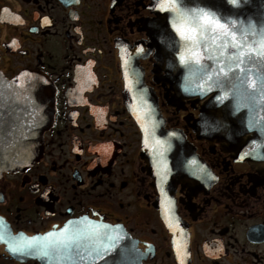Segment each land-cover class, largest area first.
<instances>
[{
	"label": "flooded vegetation",
	"instance_id": "obj_1",
	"mask_svg": "<svg viewBox=\"0 0 264 264\" xmlns=\"http://www.w3.org/2000/svg\"><path fill=\"white\" fill-rule=\"evenodd\" d=\"M153 1L0 0V72L44 79L52 111L36 163L0 176V264H41L9 252L46 235L74 237L53 264H114L120 231L140 264H264V158L199 139L197 103L175 98L154 51L135 52ZM126 59L194 159L162 185L123 96Z\"/></svg>",
	"mask_w": 264,
	"mask_h": 264
},
{
	"label": "water",
	"instance_id": "obj_2",
	"mask_svg": "<svg viewBox=\"0 0 264 264\" xmlns=\"http://www.w3.org/2000/svg\"><path fill=\"white\" fill-rule=\"evenodd\" d=\"M152 12L156 18L147 24L148 42L136 44L135 52L154 51L155 70L164 73L175 98L197 103L193 130L198 138L216 141L241 158H264V0H154ZM123 79V96L142 134V154L153 180L162 185L172 175L186 174L191 160L181 153L185 140L164 131L137 62L124 61ZM50 94L37 75L7 80L0 72V176L39 159L52 119ZM108 239L119 247L114 264H140L124 231ZM52 241L46 235L9 253L41 264L60 263V254L54 258L52 250L41 251Z\"/></svg>",
	"mask_w": 264,
	"mask_h": 264
},
{
	"label": "snow or ice",
	"instance_id": "obj_3",
	"mask_svg": "<svg viewBox=\"0 0 264 264\" xmlns=\"http://www.w3.org/2000/svg\"><path fill=\"white\" fill-rule=\"evenodd\" d=\"M222 27V26H220ZM190 31L195 32V29H191ZM187 39L193 40L195 39L194 36H188L186 37ZM181 62L184 63L185 61L183 60V57H181ZM220 71L223 73L224 69L221 68ZM226 75V73H225ZM241 83H246V81L241 80ZM262 90H264V86H262ZM217 99H220L219 97H217ZM74 239V237L71 238H65L64 240H59V241H52L49 242L48 244L44 245L41 248V251L43 252L44 255L48 254L47 250H52V251H56L59 250L61 248H66L68 247V245L72 242V240ZM29 247H31V245H29ZM23 248V246H21V249ZM15 250V249H14Z\"/></svg>",
	"mask_w": 264,
	"mask_h": 264
}]
</instances>
